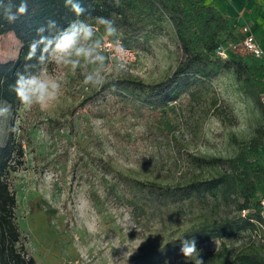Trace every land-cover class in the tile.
<instances>
[{"label": "rangeland", "instance_id": "obj_1", "mask_svg": "<svg viewBox=\"0 0 264 264\" xmlns=\"http://www.w3.org/2000/svg\"><path fill=\"white\" fill-rule=\"evenodd\" d=\"M120 39L124 44L122 33ZM135 42L129 46L135 54L127 60V73L108 77L127 84L128 90H97L83 85L78 70L49 64L44 71L61 83L59 100L45 107L20 105L0 121V139L12 121L19 128L15 136L22 138L24 157L8 180L17 199L21 243L38 264H133L131 258L148 242L162 245L193 224L218 219L232 208L188 209L165 222L158 217L136 221L109 193L107 186L116 178L97 165L99 158L141 180L186 183L215 175L220 168L181 160L177 144L197 155L229 157L238 151V142L249 140L264 125V108L245 93L233 71L222 70L198 83L195 96L187 92L173 102L166 116L169 127L156 128L157 123L135 112L140 101L133 94L138 92L133 82L165 79L181 51L168 19L148 42ZM19 46L13 33L1 35L0 62L15 60ZM261 98L264 104V93ZM120 188L115 187L118 193ZM258 233L261 236L242 233L226 238L225 246L247 249L254 244L264 253V232ZM221 248L218 239L202 245L204 251Z\"/></svg>", "mask_w": 264, "mask_h": 264}, {"label": "trees", "instance_id": "obj_2", "mask_svg": "<svg viewBox=\"0 0 264 264\" xmlns=\"http://www.w3.org/2000/svg\"><path fill=\"white\" fill-rule=\"evenodd\" d=\"M0 3L7 6L9 0H0ZM19 3L20 0H11L13 11ZM81 3L86 12L79 19L92 22L97 16L111 18L123 34L126 46L135 45L138 38L148 42L162 30L164 20L171 22L181 51L175 69L159 82L137 81L132 86L138 90L133 94L140 101L135 112L149 118L155 125L157 123L156 128L169 127L166 116L173 111V102L187 92L195 96L198 89L194 87L198 83L217 76L222 70L233 71L245 93L257 106L264 108L261 98L264 62L248 54L233 52L232 46L239 44L243 34L236 31L215 7L187 0H119L118 5L111 0H81ZM75 19L77 17L65 6L64 0H28L27 14L11 24L0 12V36L11 32L20 43L15 60L0 62V102L10 104L12 112L20 103L10 86L18 72L26 71V63L36 64L34 60L25 61L29 42L37 38L36 30L46 26L49 20L56 21L57 26L63 28ZM220 47L226 49L225 58L217 53ZM113 83L115 87L128 90L129 86L121 81ZM110 86L111 83L106 84L102 89ZM51 122L59 123L56 120ZM12 126L13 121L0 139V264H38L21 243V230L15 215L17 199L8 180L10 171L15 170L24 157L22 138L9 131ZM100 144L96 146L100 147ZM238 145L234 155L221 157L197 155L177 144L181 160L200 168L219 167L220 171L210 177L176 184L141 180L116 170L103 158L97 159V165L113 172L116 178V182L107 186L114 201L128 207L136 221L158 217L165 222L188 209L232 207L227 215L195 223L162 245L148 242L140 254L131 258L133 264H172V260L185 264L179 254L182 239L196 240L204 264H264V253L254 244L239 249L228 248L224 242V239L236 238L242 233L261 236L258 232L262 230L259 199L264 196V125L258 126L254 136L238 142ZM117 185L121 187V193L115 189ZM214 239L220 240L222 248L204 251L202 245Z\"/></svg>", "mask_w": 264, "mask_h": 264}, {"label": "clouds", "instance_id": "obj_3", "mask_svg": "<svg viewBox=\"0 0 264 264\" xmlns=\"http://www.w3.org/2000/svg\"><path fill=\"white\" fill-rule=\"evenodd\" d=\"M119 4V0H111ZM64 4L77 17L66 27L60 28L56 21H47L46 26L36 30L37 38L29 42L25 61H35V65L25 64L26 71L18 72L13 85L10 86L20 105L26 107H45L59 100L61 83L46 73L44 69L54 64L60 69L72 72L80 71L82 83L94 89H102L109 81V75L123 77L128 71L127 50L120 39V30L114 20L97 16L92 22L79 19L86 9L81 0H64ZM0 12L11 24L28 12V0H20L19 6L13 11L11 0L7 6L0 3ZM47 33V34H46ZM36 68V71H28ZM12 115L11 105L0 102V121ZM10 132L17 133L19 128L13 125ZM185 264H204L197 248L195 239H182L179 248Z\"/></svg>", "mask_w": 264, "mask_h": 264}, {"label": "crops", "instance_id": "obj_4", "mask_svg": "<svg viewBox=\"0 0 264 264\" xmlns=\"http://www.w3.org/2000/svg\"><path fill=\"white\" fill-rule=\"evenodd\" d=\"M215 7L227 17L236 31L247 27L263 50L264 60V0H187Z\"/></svg>", "mask_w": 264, "mask_h": 264}, {"label": "built area", "instance_id": "obj_5", "mask_svg": "<svg viewBox=\"0 0 264 264\" xmlns=\"http://www.w3.org/2000/svg\"><path fill=\"white\" fill-rule=\"evenodd\" d=\"M241 32L243 34V38L238 45L232 46L234 49L233 52L238 53L240 51L239 49H241L244 53L240 52L239 54H248L257 59L262 58L263 50L253 34H251L247 27H243ZM123 46L127 50L126 59L131 60L134 57L135 50L129 46H125L124 44ZM217 53L223 58L227 56L226 49L222 47L218 48ZM259 202L261 207V216L263 218L261 228L264 232V196L260 197Z\"/></svg>", "mask_w": 264, "mask_h": 264}]
</instances>
